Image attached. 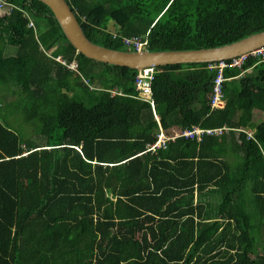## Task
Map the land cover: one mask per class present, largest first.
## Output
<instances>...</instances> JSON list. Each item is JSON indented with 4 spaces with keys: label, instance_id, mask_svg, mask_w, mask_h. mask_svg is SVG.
<instances>
[{
    "label": "trees",
    "instance_id": "16d2710c",
    "mask_svg": "<svg viewBox=\"0 0 264 264\" xmlns=\"http://www.w3.org/2000/svg\"><path fill=\"white\" fill-rule=\"evenodd\" d=\"M8 1L0 92L21 95L12 105L43 138L21 140L0 113V264H264V58L226 68L223 108L209 62L159 66L158 120L134 96L135 69L78 51L43 1ZM67 1L113 49L128 36L187 50L264 31V0ZM197 124L229 128L151 149L161 126Z\"/></svg>",
    "mask_w": 264,
    "mask_h": 264
},
{
    "label": "water",
    "instance_id": "95a60500",
    "mask_svg": "<svg viewBox=\"0 0 264 264\" xmlns=\"http://www.w3.org/2000/svg\"><path fill=\"white\" fill-rule=\"evenodd\" d=\"M54 12L70 42L90 58L106 63L142 69L150 65L215 62L230 59L264 46V31L238 41L211 48L187 50H130L113 49L91 41L67 0H41Z\"/></svg>",
    "mask_w": 264,
    "mask_h": 264
},
{
    "label": "built area",
    "instance_id": "2783aa9c",
    "mask_svg": "<svg viewBox=\"0 0 264 264\" xmlns=\"http://www.w3.org/2000/svg\"><path fill=\"white\" fill-rule=\"evenodd\" d=\"M15 5L8 0H0V12L1 11H11ZM33 25V21H31ZM117 35V34H115ZM124 44L127 49L142 51V50H149V40L148 37H141V36H128L124 37ZM249 56H257L264 58V46L257 48L256 50L238 55L236 57L229 59H221L216 62H210L209 68L216 70L217 75L214 79V86L213 92L211 95V103L213 108H223L226 105L225 94L223 90L225 77V70L228 67H242L243 64L248 60ZM59 60H62L61 57H58ZM136 77H135V89L137 94L134 96L142 99L144 101H148L151 103L155 116L158 119L157 111L155 107V100H154V91H153V83L155 81L156 75L161 71L160 67L157 65H150L144 67L142 69L136 70ZM115 93V91H113ZM122 93V92H119ZM159 120V119H158ZM229 127H213V128H204L201 125H193L191 128H185L173 134H168L162 126L160 127V131L158 133V139L155 143L151 145V149L157 150L159 147L164 146L169 140L176 139L177 137H188V138H197L199 140L202 139L204 134H222L225 129ZM241 131H245L249 134L250 137H254V133L246 128H240Z\"/></svg>",
    "mask_w": 264,
    "mask_h": 264
},
{
    "label": "rangeland",
    "instance_id": "374dc122",
    "mask_svg": "<svg viewBox=\"0 0 264 264\" xmlns=\"http://www.w3.org/2000/svg\"><path fill=\"white\" fill-rule=\"evenodd\" d=\"M0 13H3V12H0ZM56 47L57 46H55V48ZM15 49L17 50V48ZM12 52L15 53L14 47L10 46V49L7 50V54L8 53L12 54ZM3 95L8 96V100L10 101L8 102V104L6 101L1 99ZM20 98H21V95H19L18 92H14L13 90H1L0 92V113L3 114L5 119L7 120L5 121L7 125L10 126L13 130H15L20 135L21 140L25 141V140L32 139V140L40 141V139H42L43 137L39 136L33 122L27 121L25 119L24 110L21 107L17 108L14 104L12 105V103H15ZM18 104L19 103H17V105ZM261 243L263 244V247L261 245L260 250H259L260 252H262V249L264 248V239H262Z\"/></svg>",
    "mask_w": 264,
    "mask_h": 264
},
{
    "label": "crops",
    "instance_id": "0c3cea01",
    "mask_svg": "<svg viewBox=\"0 0 264 264\" xmlns=\"http://www.w3.org/2000/svg\"><path fill=\"white\" fill-rule=\"evenodd\" d=\"M2 12V11H1ZM4 12V11H3ZM158 116V119H159V115L157 114ZM260 116V117H259ZM264 121V111L263 110H256L255 113H254V122L255 123H260ZM249 130H251L253 133H255L256 129L255 128H247ZM174 133L180 131L181 129L179 128H173L171 129Z\"/></svg>",
    "mask_w": 264,
    "mask_h": 264
},
{
    "label": "bare ground",
    "instance_id": "6f19581e",
    "mask_svg": "<svg viewBox=\"0 0 264 264\" xmlns=\"http://www.w3.org/2000/svg\"><path fill=\"white\" fill-rule=\"evenodd\" d=\"M10 17V16H9ZM12 23V22H11ZM16 23V22H15ZM11 27V26H10ZM15 27V26H14ZM16 33V32H15ZM16 35V34H15ZM1 44V43H0ZM0 48H2V47H0ZM20 49V48H19ZM20 53V52H19ZM249 60V59H248ZM4 65H6V64H4ZM243 67V66H242ZM229 69V68H228ZM192 78V77H191ZM3 81V80H2ZM228 81V80H227ZM244 83V82H243ZM5 89V88H4ZM245 94V93H244ZM236 96H237V94H236ZM242 96V95H241ZM240 96V97H241ZM2 98V97H1ZM246 98V97H245ZM248 98V97H247ZM252 98H254V97H252ZM238 99V98H237ZM242 99V98H241ZM239 100V99H238ZM254 100H255V98H254ZM244 101H246V100H244ZM259 101V100H258ZM228 102V101H227ZM253 102V101H252ZM240 103V102H239ZM245 103V102H244ZM248 103V102H247ZM249 104V103H248ZM253 104V103H252ZM195 105H196V103H195ZM194 105V106H195ZM242 105H243V102H242ZM245 105V104H244ZM254 105V104H253ZM252 105V106H253ZM257 106H258V104H256ZM260 105V104H259ZM227 106V105H226ZM248 106V105H247ZM255 106V105H254ZM245 107V106H244ZM262 107V106H261ZM248 108H250V107H248ZM252 108V107H251ZM235 110V109H234ZM246 110V109H245ZM8 111V110H7ZM249 113V112H248ZM244 114V113H243ZM246 116V115H245ZM243 117L244 119L246 118V117ZM250 117H251V115H250ZM242 120V119H241ZM243 121V120H242ZM182 123V122H181ZM254 124V123H253ZM172 125V124H171ZM204 125V124H203ZM188 126V125H187ZM164 128V127H163ZM230 133V132H229ZM177 140V139H176Z\"/></svg>",
    "mask_w": 264,
    "mask_h": 264
},
{
    "label": "clouds",
    "instance_id": "9594fccd",
    "mask_svg": "<svg viewBox=\"0 0 264 264\" xmlns=\"http://www.w3.org/2000/svg\"><path fill=\"white\" fill-rule=\"evenodd\" d=\"M216 62V61H215ZM210 63V62H209ZM158 66V65H157Z\"/></svg>",
    "mask_w": 264,
    "mask_h": 264
}]
</instances>
